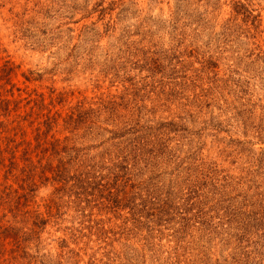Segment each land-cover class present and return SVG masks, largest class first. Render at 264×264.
<instances>
[{
    "label": "rangeland",
    "instance_id": "rangeland-1",
    "mask_svg": "<svg viewBox=\"0 0 264 264\" xmlns=\"http://www.w3.org/2000/svg\"><path fill=\"white\" fill-rule=\"evenodd\" d=\"M1 85L35 166L109 178L52 217L0 152V264H264V0H0Z\"/></svg>",
    "mask_w": 264,
    "mask_h": 264
},
{
    "label": "trees",
    "instance_id": "trees-1",
    "mask_svg": "<svg viewBox=\"0 0 264 264\" xmlns=\"http://www.w3.org/2000/svg\"><path fill=\"white\" fill-rule=\"evenodd\" d=\"M3 90V91H2ZM11 94V96H14L13 90L6 91L4 87L0 86V118L2 116H5L6 118L10 116L12 111V105H14V108H18L20 101L11 100L8 98V96ZM16 120H14L12 123H15ZM47 126H51L52 121L48 120L46 122ZM10 124H7L4 121L0 122V140L2 138L5 139L6 146L3 148L0 146V152L1 155L4 157L5 153L9 154V157H4L2 159V164L5 168L8 169V173H11L17 166H19V160H23L25 163L23 167V173H27L29 171V174L27 175V179H32V175L30 172L37 170L38 168L42 169L43 177H47L45 174L46 172H50L52 174V182L60 184V188L56 190V195L47 200L46 209H47V215H52V211L55 207L59 206L61 202H63V196H74L75 199L72 200L75 204V208L80 212V216L85 219L88 217V215L85 213V203L91 204L92 200L91 197L95 194H97L96 191H99V193H103L105 189L104 184L99 183L102 179H108L109 177H106V175H101V169L102 166L96 165V164H90L87 162L77 163L78 156H74L75 150L69 149L68 147H64L62 150L59 149L60 143L59 141H55L51 143L52 147V157H60L57 161V164L54 165L52 161H48L46 165L42 164V161L39 162V166H35L34 162H32L28 156L30 155L31 151V143L28 142H17V135H18V128L14 127L13 129L9 130ZM11 131H16L14 136H4V134L11 133ZM47 143L44 142L40 146L46 145ZM26 145L25 150H23L22 155L19 157L18 153L20 146ZM51 151V149H43V153H48ZM64 152L66 155L62 156L61 153ZM67 157V161H65ZM8 161V163H6ZM74 166H77L76 169H72ZM116 168H109L110 175L113 174L112 171L116 170ZM72 171H74L72 173ZM116 177V181H118V176ZM49 180V179H45ZM117 184V183H116ZM109 185V184H108ZM35 183L32 185V188L35 187ZM90 190H93L91 193ZM113 193V192H111ZM113 202H115L117 205H120L123 202V199L119 197L117 194H112ZM60 208H62L60 206ZM79 216V218H80ZM31 219L35 220V223H43L45 219H40V215H31Z\"/></svg>",
    "mask_w": 264,
    "mask_h": 264
}]
</instances>
